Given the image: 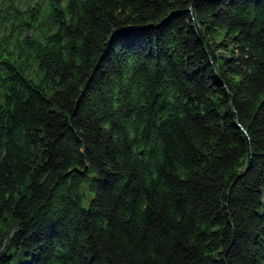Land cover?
<instances>
[{
    "label": "trees",
    "instance_id": "trees-1",
    "mask_svg": "<svg viewBox=\"0 0 264 264\" xmlns=\"http://www.w3.org/2000/svg\"><path fill=\"white\" fill-rule=\"evenodd\" d=\"M0 264H264V0H0Z\"/></svg>",
    "mask_w": 264,
    "mask_h": 264
},
{
    "label": "rangeland",
    "instance_id": "rangeland-1",
    "mask_svg": "<svg viewBox=\"0 0 264 264\" xmlns=\"http://www.w3.org/2000/svg\"><path fill=\"white\" fill-rule=\"evenodd\" d=\"M88 203H89L88 200H85V201H84V205H85V206H88Z\"/></svg>",
    "mask_w": 264,
    "mask_h": 264
}]
</instances>
